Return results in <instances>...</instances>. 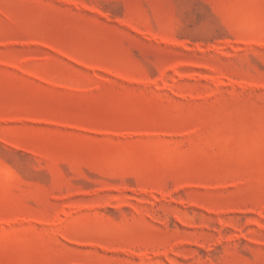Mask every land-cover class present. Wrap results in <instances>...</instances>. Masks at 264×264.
Returning a JSON list of instances; mask_svg holds the SVG:
<instances>
[{"label": "rangeland", "instance_id": "374dc122", "mask_svg": "<svg viewBox=\"0 0 264 264\" xmlns=\"http://www.w3.org/2000/svg\"><path fill=\"white\" fill-rule=\"evenodd\" d=\"M0 264H264V0H0Z\"/></svg>", "mask_w": 264, "mask_h": 264}]
</instances>
